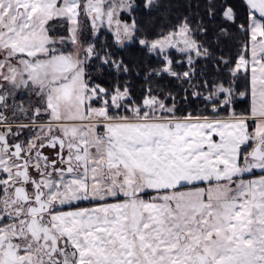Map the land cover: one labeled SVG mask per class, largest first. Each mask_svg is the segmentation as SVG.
I'll use <instances>...</instances> for the list:
<instances>
[{
    "label": "snow or ice",
    "instance_id": "6c2138e0",
    "mask_svg": "<svg viewBox=\"0 0 264 264\" xmlns=\"http://www.w3.org/2000/svg\"><path fill=\"white\" fill-rule=\"evenodd\" d=\"M0 264H264V0H0Z\"/></svg>",
    "mask_w": 264,
    "mask_h": 264
}]
</instances>
